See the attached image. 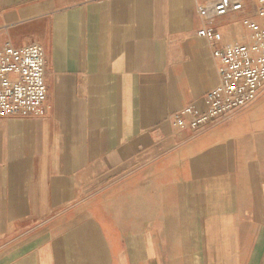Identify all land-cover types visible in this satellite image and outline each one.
Returning a JSON list of instances; mask_svg holds the SVG:
<instances>
[{
	"label": "crops",
	"instance_id": "1",
	"mask_svg": "<svg viewBox=\"0 0 264 264\" xmlns=\"http://www.w3.org/2000/svg\"><path fill=\"white\" fill-rule=\"evenodd\" d=\"M203 2L0 0L1 43L40 44L48 84L42 116L0 118V264H264V88L175 120L219 84ZM247 2L220 46L248 41Z\"/></svg>",
	"mask_w": 264,
	"mask_h": 264
},
{
	"label": "built area",
	"instance_id": "2",
	"mask_svg": "<svg viewBox=\"0 0 264 264\" xmlns=\"http://www.w3.org/2000/svg\"><path fill=\"white\" fill-rule=\"evenodd\" d=\"M247 0H204L197 4V15L203 23L201 38L214 46L219 84L206 96L207 109L199 112L187 108L186 122L175 115L180 128L197 132L217 125L257 101L264 88V0H251L255 17L249 24L247 42L220 46L222 36L214 22L230 15L243 14ZM15 75V77H13ZM48 98L47 59L40 44L15 47L0 41V118L15 116L40 117Z\"/></svg>",
	"mask_w": 264,
	"mask_h": 264
}]
</instances>
